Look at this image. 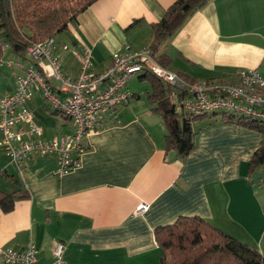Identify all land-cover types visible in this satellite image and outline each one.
Listing matches in <instances>:
<instances>
[{
    "label": "crops",
    "instance_id": "crops-1",
    "mask_svg": "<svg viewBox=\"0 0 264 264\" xmlns=\"http://www.w3.org/2000/svg\"><path fill=\"white\" fill-rule=\"evenodd\" d=\"M174 1H96L55 38L65 75L77 77L73 53L85 47L92 71L100 73L125 45L147 46L152 23ZM157 54L166 57L167 69L193 82L235 79L240 69L264 76V0H208ZM17 59L23 58L4 49L0 97L14 90L21 70L7 62ZM140 75L126 84L134 99L104 114L87 133L81 166L70 173L55 171L53 155L16 165L0 147V189L20 187L29 195L8 213L0 209V259L5 247L33 243L36 264H56L53 249L63 243V264H161L154 231L183 216H198L264 256V187H256L249 172L261 133L214 112L192 123L195 148L185 158L165 151L166 130L146 99L149 86L141 92ZM27 106L42 139L70 132V120L49 112L40 95ZM143 202L147 210L136 212Z\"/></svg>",
    "mask_w": 264,
    "mask_h": 264
},
{
    "label": "built area",
    "instance_id": "built-area-1",
    "mask_svg": "<svg viewBox=\"0 0 264 264\" xmlns=\"http://www.w3.org/2000/svg\"><path fill=\"white\" fill-rule=\"evenodd\" d=\"M56 48L55 38H48L26 47L27 63L23 59L7 62L21 72L15 76L14 90L0 97V147L16 165L32 156L53 155L58 174L79 168L85 136L104 114L134 99L126 84L144 69L171 87L170 102L176 114L224 112L250 119L252 125L264 124V76L255 69H240L235 79L190 82L158 63L150 47L125 45L112 54L104 71L95 73L92 52L85 47L73 53L79 70L72 79L65 75ZM35 94L43 98L49 112H60L70 120V132L42 139L43 130L27 106ZM147 208V203H140L136 212ZM63 251L64 244L56 243V264H63ZM36 253L33 243L20 250L5 247L0 264H36Z\"/></svg>",
    "mask_w": 264,
    "mask_h": 264
},
{
    "label": "trees",
    "instance_id": "trees-1",
    "mask_svg": "<svg viewBox=\"0 0 264 264\" xmlns=\"http://www.w3.org/2000/svg\"><path fill=\"white\" fill-rule=\"evenodd\" d=\"M98 0H0V63L4 49L26 59L25 49L34 42L56 38L68 30L77 16ZM208 0H175L168 6L162 19L152 23L148 47L158 63L166 67V57L158 53L161 43L172 37L189 16ZM167 68V67H166ZM187 81L193 82L182 74ZM150 90L146 99L157 113L166 130L165 151H174L185 158L195 148L192 123L213 118L216 113L187 115L176 114L170 102L171 87L144 69L139 76ZM63 115L60 112H56ZM222 119L234 120L238 125L249 126L262 135L260 146L249 166L251 175L264 162V124H251L250 119L222 113ZM20 187L0 189V209L8 213L15 202L28 198ZM154 238L161 249V264H264V256L253 247L212 226L198 216L179 217L174 222L160 226Z\"/></svg>",
    "mask_w": 264,
    "mask_h": 264
},
{
    "label": "rangeland",
    "instance_id": "rangeland-1",
    "mask_svg": "<svg viewBox=\"0 0 264 264\" xmlns=\"http://www.w3.org/2000/svg\"><path fill=\"white\" fill-rule=\"evenodd\" d=\"M7 67V66H6ZM8 68V67H7ZM9 69H11L9 67ZM136 79V78H135ZM134 79V80H135ZM142 86V94H144V90L146 88V90H148V85L146 83H141L140 84ZM53 115V114H52ZM55 117H58V116H55ZM57 119H60V117H58ZM53 130L51 129V134L53 133L52 132ZM51 136V135H50ZM253 181L256 182V187H258L259 185L261 187H264V162L260 165V167L254 172L253 174Z\"/></svg>",
    "mask_w": 264,
    "mask_h": 264
}]
</instances>
